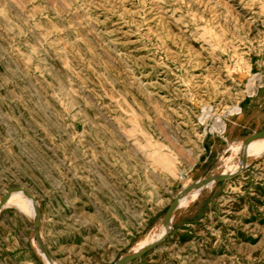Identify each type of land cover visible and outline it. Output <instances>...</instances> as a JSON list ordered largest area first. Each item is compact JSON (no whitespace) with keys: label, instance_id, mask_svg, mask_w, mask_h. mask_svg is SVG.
Here are the masks:
<instances>
[{"label":"rangeland","instance_id":"rangeland-1","mask_svg":"<svg viewBox=\"0 0 264 264\" xmlns=\"http://www.w3.org/2000/svg\"><path fill=\"white\" fill-rule=\"evenodd\" d=\"M262 127L264 0H0V264H264Z\"/></svg>","mask_w":264,"mask_h":264},{"label":"water","instance_id":"water-1","mask_svg":"<svg viewBox=\"0 0 264 264\" xmlns=\"http://www.w3.org/2000/svg\"><path fill=\"white\" fill-rule=\"evenodd\" d=\"M260 135H264V127L258 129V130H255V131H252L250 134H248L247 136H245L242 141L244 144L248 143L252 138L256 137V136H260ZM235 172H228V171H220V172H217L216 174H211V175H208V176H205L203 178H197L194 182H198V180H205V181H208L210 179H215V180H222L223 178H226V177H229L231 175H233ZM190 186V185H189ZM21 189L23 187L21 186H13V187H9L7 189V191L4 193L1 201H0V206L4 205V201L5 199L8 197V195L10 194V191L12 189ZM26 194L28 196H30V198H32V200H34V196L29 193L28 191H26ZM177 201H178V196L175 195V197L172 199V201L169 203V205L167 206L166 208V211L163 215V220L164 221H167L171 215H172V211L173 209L175 208L176 204H177ZM37 213H38V208H37ZM34 223L35 224H39V215L37 214L35 219H34ZM152 245V241H150L149 243H147L144 247L138 249V250H135V251H132V252H129L125 255H122L120 256L118 259H117V262H121L122 264L134 259L135 257H137L139 254H141L145 249H147L148 247H150ZM114 264V263H113Z\"/></svg>","mask_w":264,"mask_h":264},{"label":"bare ground","instance_id":"bare-ground-1","mask_svg":"<svg viewBox=\"0 0 264 264\" xmlns=\"http://www.w3.org/2000/svg\"><path fill=\"white\" fill-rule=\"evenodd\" d=\"M261 136V135H260ZM260 138H259V136H256V137H254V139H253V143H255V142H257L258 140H259ZM214 180V178L213 179H210V180H208V181H203V182H200V183H198V184H195L194 186H197V185H201V184H204V183H208V182H211V181H213ZM186 186H189V184L188 185H186ZM192 187V186H191ZM16 190H19V191H17V192H11V198L12 199H16V200H18L19 202H22L24 205L26 204L25 202L26 201H23V200H25L24 199V190H22V189H16ZM9 199V198H8ZM7 199V200H8ZM182 201V200H181ZM181 201L179 200V201H177L178 203L176 204V206H179L180 204H181ZM29 203V202H28ZM175 206V207H176ZM34 212H35V208H34ZM169 223H167L166 224V226L164 227V230H163V233H162V235H164L165 234V232L168 230V228H169ZM38 229H39V231H41V227L40 226H38ZM120 264H122V263H120Z\"/></svg>","mask_w":264,"mask_h":264},{"label":"crops","instance_id":"crops-1","mask_svg":"<svg viewBox=\"0 0 264 264\" xmlns=\"http://www.w3.org/2000/svg\"><path fill=\"white\" fill-rule=\"evenodd\" d=\"M244 124V123H243ZM243 124H237L234 126V130L235 133H237L238 135H245L243 132L246 131V126H244ZM210 151V150H209ZM208 154H205L203 157V160H205L207 158ZM197 177V176H196ZM199 177V176H198ZM197 195L194 199L193 202H195L196 204H202V203H206L207 199H206V195ZM206 199V200H205ZM183 203V199L181 201V204Z\"/></svg>","mask_w":264,"mask_h":264}]
</instances>
